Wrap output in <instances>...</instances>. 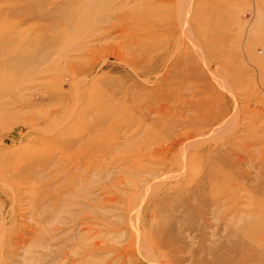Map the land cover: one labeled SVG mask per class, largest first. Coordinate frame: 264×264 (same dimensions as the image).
Returning a JSON list of instances; mask_svg holds the SVG:
<instances>
[{
  "label": "rangeland",
  "instance_id": "374dc122",
  "mask_svg": "<svg viewBox=\"0 0 264 264\" xmlns=\"http://www.w3.org/2000/svg\"><path fill=\"white\" fill-rule=\"evenodd\" d=\"M171 222L264 264V0H0V264H154Z\"/></svg>",
  "mask_w": 264,
  "mask_h": 264
},
{
  "label": "bare ground",
  "instance_id": "6f19581e",
  "mask_svg": "<svg viewBox=\"0 0 264 264\" xmlns=\"http://www.w3.org/2000/svg\"><path fill=\"white\" fill-rule=\"evenodd\" d=\"M138 20H140V19H138ZM169 149L170 148H167V147L162 148L157 152V154H160V157L162 159H166V154H167V151ZM159 162L162 163L161 160ZM153 171H155V170H153ZM209 204L210 203H204V204H200L197 208L193 207L194 211H193L192 215L204 218L205 217V209H206L205 207H207ZM207 208H209V207H207ZM144 210L145 209H142V211H144ZM142 213H144V212H142ZM212 213H213V211H212ZM189 215H190V213H189ZM213 216H215V215H213ZM171 218H172V220H175V222L178 221V217L174 216L173 213L171 214ZM222 219H221V222H222ZM175 222L169 223V225H167V228H162V225L159 228L157 227L158 228L157 229L158 232H156L157 234L156 233L153 234V232L155 230H153V232L148 231V235H146V236H149V239H150V242L148 243V245L150 244V247H149L150 251L147 254H149V257L151 258L149 261L150 263L152 260L153 262H155L154 264H256V262H254V261H256L255 260V258H256L255 254L257 253L256 252L257 248L255 246L256 237L258 238L259 234L262 232H260L259 234L257 233L258 234V236H257V234L254 233L255 229H253L252 226L246 225V226L239 227V228H236L234 226H231V227L228 226L227 231L229 230L228 231L229 234L236 236L237 239H235L234 241H231L232 240L231 236H228L226 239V242H225L226 247H223L224 249H222V248L212 249L211 246L207 245L206 244L207 242H205V237L207 236L205 234H206V231L209 229V228H207V230L204 231L206 229L203 227L205 222L203 223V225L196 224L195 222L188 223L189 227L185 226L184 223H183L184 225L177 227L176 226L177 223H175ZM206 223H208V222H206ZM205 225L207 227V224H205ZM227 225H229V224H227ZM186 227H188L189 230ZM209 227H210V224H209ZM225 227H227V226L225 225ZM186 230L191 231V232L193 231V232L197 233L196 243H197L198 248L195 247V245L193 244L194 242L192 240H186L185 236H183L182 238L180 237L179 233L183 232L181 234H184V232ZM263 235L264 234H261L260 238L263 239V237H262ZM137 237H139V239H140V235H138ZM139 239H138V241H139ZM258 239H257V241H258ZM207 240H208V238H207ZM209 240H210V238H209ZM216 242H219V240ZM261 244L263 245V242ZM262 245H260V246H262ZM140 246H142V245L140 244ZM127 247H129V246L127 245ZM165 247H169L170 251H173V253H169L170 251H164ZM262 247L264 248V246H262ZM142 248H143V246H142ZM183 248L189 249V255H182V254L179 255L178 254V252L182 251ZM132 249H134V247H132ZM138 250H140V248ZM122 251L123 250H121L120 255H123V263L122 264H124V263H126L125 262L127 259L126 256L127 257H132V256H128L129 255L128 254V252H129L128 248L126 250H124L125 256L123 254L124 251L123 252ZM133 259L135 260L136 258L133 256Z\"/></svg>",
  "mask_w": 264,
  "mask_h": 264
}]
</instances>
